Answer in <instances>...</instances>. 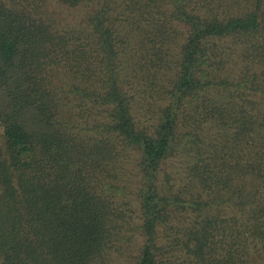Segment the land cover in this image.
<instances>
[{
  "label": "trees",
  "instance_id": "obj_1",
  "mask_svg": "<svg viewBox=\"0 0 264 264\" xmlns=\"http://www.w3.org/2000/svg\"><path fill=\"white\" fill-rule=\"evenodd\" d=\"M118 6L88 17L89 75L69 113L52 73L85 50L69 52L70 33L0 0V264H106L124 193L107 176L129 153L141 215L133 264H250L264 240V0ZM130 66L158 104L137 106ZM175 156L191 159V183L231 214L203 216L213 200L159 185ZM188 210L199 214L182 238L162 241L160 229Z\"/></svg>",
  "mask_w": 264,
  "mask_h": 264
},
{
  "label": "rangeland",
  "instance_id": "obj_2",
  "mask_svg": "<svg viewBox=\"0 0 264 264\" xmlns=\"http://www.w3.org/2000/svg\"><path fill=\"white\" fill-rule=\"evenodd\" d=\"M8 4H14L18 8H25L42 16V19L50 23L54 28L62 33H70L72 40L69 42V52L72 51L78 44L84 51L78 57L68 54L67 62H63L61 66L52 73V86L54 87L59 98L66 104L65 109L71 113L74 111V103L76 102V95L74 94V87L81 85L82 79L89 75V71L85 69V61L89 65V46L88 41L85 40L89 30L88 17L96 10L102 8H111L113 11H118V4L122 0H80L75 7L62 4L59 0H1ZM175 46H173L174 48ZM176 48V47H175ZM75 55V54H74ZM91 59L90 64L95 69L97 75L101 64L99 63V55L95 54ZM98 60V61H96ZM135 60V58H134ZM127 78L130 79L131 87L130 93L133 94L137 106L156 105L160 100L159 95L152 89L147 74L142 69L135 72L131 66L127 69ZM95 77V76H94ZM153 90V91H152ZM69 103V104H67ZM140 112V111H139ZM142 121L153 123V119L145 118ZM0 128V134H1ZM135 158L133 153L122 157L116 166V170L108 175L109 181L119 185L123 188L124 193L116 196L117 209L122 213V220L118 228V234L114 247L110 251V256L106 264H133L136 250L141 243L139 234V226L141 223V215L139 211V203L135 191L138 188V173L135 168ZM190 165L192 161L190 158L175 156L165 162L159 173V185L164 186L171 193L180 195L183 198L191 199L200 195L203 203H211L214 205L202 210V215L213 216L214 214H231V208H219L215 203V197L207 189L197 187L191 183L192 177L190 172ZM199 213L188 210L180 213L178 219L170 223L171 228L162 227L160 229V236L162 241L170 242L178 240L183 236V230L193 218ZM125 219V221H124ZM264 240L255 239L254 249L251 251L250 264H264ZM182 256L181 252H174L176 259ZM174 258V260H176ZM180 260V259H179ZM178 260H176L177 262ZM179 261L178 264H180Z\"/></svg>",
  "mask_w": 264,
  "mask_h": 264
}]
</instances>
